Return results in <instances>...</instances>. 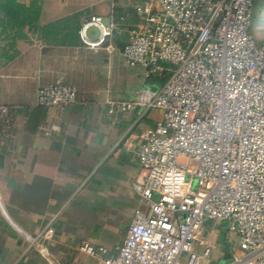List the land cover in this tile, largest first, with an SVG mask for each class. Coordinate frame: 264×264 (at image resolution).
<instances>
[{"label": "crops", "instance_id": "obj_1", "mask_svg": "<svg viewBox=\"0 0 264 264\" xmlns=\"http://www.w3.org/2000/svg\"><path fill=\"white\" fill-rule=\"evenodd\" d=\"M139 1L0 0V264H96L116 253L133 209L144 210L132 182L140 132L161 116L145 104L158 85L120 51ZM91 14L115 23L96 47L77 34ZM54 81L70 82L75 101L37 105V87ZM129 99L131 108L116 107ZM212 221L203 220L192 246H209L199 264L242 253L235 234ZM45 226L47 258L22 235ZM82 242L106 251L84 252Z\"/></svg>", "mask_w": 264, "mask_h": 264}, {"label": "built area", "instance_id": "obj_2", "mask_svg": "<svg viewBox=\"0 0 264 264\" xmlns=\"http://www.w3.org/2000/svg\"><path fill=\"white\" fill-rule=\"evenodd\" d=\"M252 5L253 0L133 4L139 21L121 54L127 64L142 67L143 77L167 76L145 101L161 116L140 132L137 148L132 187L144 210L133 209L116 253L96 264H199L209 246H192L207 218L226 221L242 249L224 264H264V37L256 40L250 31ZM89 26L97 29L94 37L86 32ZM114 27L112 20L91 14L80 20L77 34L96 47ZM74 101L70 82L37 87L39 106ZM115 102L127 110L137 100ZM5 109L0 105V112ZM22 235L47 258L51 226ZM79 249L106 251L88 242Z\"/></svg>", "mask_w": 264, "mask_h": 264}, {"label": "rangeland", "instance_id": "obj_3", "mask_svg": "<svg viewBox=\"0 0 264 264\" xmlns=\"http://www.w3.org/2000/svg\"><path fill=\"white\" fill-rule=\"evenodd\" d=\"M254 6L252 7V17H251V25L250 31L254 38L258 40L260 37H264V0H253ZM88 36H94L97 33L94 27L89 26L87 28ZM185 178H187V174H185ZM194 178L192 179V187L194 186ZM212 227L215 228L217 225L221 230V234L223 230H225L227 224L226 221H220L217 223L216 221H212ZM215 226V227H214ZM223 235V234H222ZM219 264H223L222 261Z\"/></svg>", "mask_w": 264, "mask_h": 264}, {"label": "trees", "instance_id": "obj_4", "mask_svg": "<svg viewBox=\"0 0 264 264\" xmlns=\"http://www.w3.org/2000/svg\"><path fill=\"white\" fill-rule=\"evenodd\" d=\"M254 6V3L252 5V7ZM253 15V13H252ZM150 76H153V83L159 85L167 76V72H163L162 74L160 75H155V74H151ZM149 76V77H150Z\"/></svg>", "mask_w": 264, "mask_h": 264}]
</instances>
